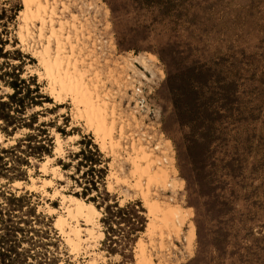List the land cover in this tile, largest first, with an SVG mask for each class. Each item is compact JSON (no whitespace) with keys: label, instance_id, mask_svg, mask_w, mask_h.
I'll return each mask as SVG.
<instances>
[{"label":"rangeland","instance_id":"rangeland-1","mask_svg":"<svg viewBox=\"0 0 264 264\" xmlns=\"http://www.w3.org/2000/svg\"><path fill=\"white\" fill-rule=\"evenodd\" d=\"M52 6L55 26L68 20L65 35L120 145L114 155L109 144L101 150L72 97L51 98L33 55L46 43L40 23L30 22L34 36L23 44V0H0V264H137L140 242L152 264H264V0ZM132 140L152 153V172L164 173L141 189L179 207L180 221L152 220L141 189L130 187ZM48 157L65 179L49 172L45 190L83 197L101 213L92 246L72 251L55 224L60 197L27 188L31 176H45ZM115 171L129 186L109 178Z\"/></svg>","mask_w":264,"mask_h":264},{"label":"bare ground","instance_id":"bare-ground-1","mask_svg":"<svg viewBox=\"0 0 264 264\" xmlns=\"http://www.w3.org/2000/svg\"><path fill=\"white\" fill-rule=\"evenodd\" d=\"M23 5L24 9L20 12L22 13L23 23L20 25L18 38L23 44H26L27 37L34 36L30 29L31 26H29L30 22L38 21L40 23L38 37L40 39L46 38V43L42 44L41 49H35L33 55L38 58L39 64L44 69V75L49 81L51 98L58 104H62L64 97L70 95L73 99L72 102L76 106L77 115L83 117L87 121V125L93 129L96 143H99L100 149L106 151L107 144H109L110 151L114 155L115 149H118L120 145V140L115 141L113 138L115 121L113 119V121L108 123L107 102L100 98L99 94H97L98 91L95 92L98 89L96 86L91 87L86 82L87 73L80 69L79 62L75 59V51L78 45L71 40L70 34L65 35V27L68 20H65L66 18L64 20L59 19L57 26L54 25L55 6L49 7V0H23ZM47 27L49 28L48 34L45 33ZM53 42L55 47L52 46ZM67 45L70 48L69 52L67 51ZM137 60L138 63L140 62L148 68L147 58L138 57ZM119 132V135H124L123 126H120ZM75 136L77 137V135ZM75 136L70 135L69 139H73ZM55 141L57 142L55 153L60 154L63 148L62 137L59 133H55ZM128 147L129 145L125 146L126 149ZM130 148L134 150L133 155L135 154V156L132 155L133 157L131 156L127 159L131 165V177L134 179L133 185L130 186L131 188L141 189L142 182L145 179L150 184L152 181L164 176V173L162 176H158L156 172H152V165L155 164V161L151 158L152 153L146 150L147 146L138 145L136 147L133 141L130 144ZM51 160H53L52 157H48L41 162V170L45 176L39 178L31 176V183L27 184V188L34 189L39 186L52 199L60 197L63 213H59L55 224L59 227L61 234L72 251H78L84 248V244L96 241L98 235L96 228L98 227V218L101 213L92 202L87 201L83 197L72 193L67 194L61 189H55L52 194L45 190L46 187L54 183L52 178L47 176L49 172L53 174V177H58L60 180L65 179L59 171L60 166H49ZM109 178L116 179L117 183L129 184V180L119 177L116 171L112 172ZM38 182H40V185H38ZM12 186L20 187L22 182L15 180ZM148 187L149 185L145 189H141V193L144 206L148 209L152 220L162 221L166 224H169V222L174 223L175 220L180 221L182 219L181 209L169 204L163 205L157 199H151ZM109 188H112L111 185H109ZM49 210L56 212L58 209L50 206ZM81 222H83V226ZM99 235L101 237L104 236L103 232H99ZM90 245L92 246V244ZM139 247L137 264H152L142 242L139 243Z\"/></svg>","mask_w":264,"mask_h":264}]
</instances>
